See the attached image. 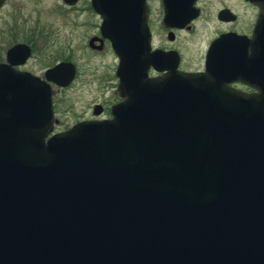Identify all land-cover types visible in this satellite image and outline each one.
I'll use <instances>...</instances> for the list:
<instances>
[{"label":"water","instance_id":"water-1","mask_svg":"<svg viewBox=\"0 0 264 264\" xmlns=\"http://www.w3.org/2000/svg\"><path fill=\"white\" fill-rule=\"evenodd\" d=\"M162 1L163 27L189 30L193 0ZM248 1L251 39L221 35L205 70L183 73L177 54L150 49L143 0H91L121 101L109 120L49 138L50 91L11 70L29 48H10L0 264H264V0ZM73 73L60 64L45 78L62 87Z\"/></svg>","mask_w":264,"mask_h":264},{"label":"flooded vegetation","instance_id":"flooded-vegetation-1","mask_svg":"<svg viewBox=\"0 0 264 264\" xmlns=\"http://www.w3.org/2000/svg\"><path fill=\"white\" fill-rule=\"evenodd\" d=\"M157 1L160 10V46H154L153 35L148 26L150 0H143L146 11V25L150 34V49L160 50L163 54H177V70L183 73H202L205 70L206 54L212 43L224 34H235L251 39L257 4L248 0H193L196 14L189 30L164 28L162 23L163 1ZM58 19V23H57ZM101 19L94 12L91 0H0V66L10 68L7 53L10 48H29V59H23V65L11 67V70L25 73L45 85L50 91L52 124L46 138L62 133L81 122H102L111 118V109L121 101L117 93L118 79L115 75L117 58L110 43L100 35ZM212 29L213 36L205 43L199 40L196 50L190 52L180 47L177 41L182 36L194 35L195 27ZM86 32L88 33L85 36ZM82 37L83 49L70 42V38ZM85 48L90 57H112L110 68L86 67V73L80 74L78 58ZM194 48H192V51ZM188 51V54L186 53ZM246 55H250L246 47ZM75 55V56H74ZM82 57V56H81ZM60 64H71L74 73L70 82L58 86L45 78V73ZM151 68L147 77L162 75ZM79 84L75 86L77 80ZM229 87L243 93L254 90L243 87L240 82H231ZM73 91L74 96L83 104L75 108L72 104H63L65 93ZM61 95V97H60Z\"/></svg>","mask_w":264,"mask_h":264},{"label":"rangeland","instance_id":"rangeland-1","mask_svg":"<svg viewBox=\"0 0 264 264\" xmlns=\"http://www.w3.org/2000/svg\"><path fill=\"white\" fill-rule=\"evenodd\" d=\"M157 1L156 0H150V11L147 12L148 14V26L150 29V32L153 35L152 38V42L154 46H160V40L163 38L162 34H160V10L157 8ZM57 23H58V19H57ZM87 32L85 34V36H87ZM194 35H190V36H182L180 37V40L177 41V44L180 47H184L185 49L189 50L190 52H197L198 50H196L197 46H198V41L200 40L203 44V42L205 43L206 40L210 39L213 36V32L212 29H208L205 27H195V32L193 33ZM162 37V38H161ZM82 37H80L79 35L77 37L74 36V38H70V42H72L71 44L75 46L74 42H77V46H79V48L83 49V45L81 41ZM83 40V39H82ZM192 48H194V50L192 51ZM188 54V51L186 52ZM75 56V55H74ZM82 56V57H81ZM107 58V59H105ZM107 61H105V60ZM74 62L78 63L79 66V72L80 74H85L86 73V67L87 68H91V67H97V65H101L103 66V63L105 64V62L107 63V65H104L103 68H110L111 64H112V57L109 53H107L106 57H102L101 59L99 57H90L87 55L85 48L84 50L79 53L78 58L73 59ZM105 61V62H104ZM79 84V79L77 80L75 86H77ZM73 91H69L67 93H65L66 97H68V99H64L62 98V103L63 104H72L75 105V108H77L78 106H81L83 103L79 102L74 96H72ZM61 97V95H60Z\"/></svg>","mask_w":264,"mask_h":264}]
</instances>
